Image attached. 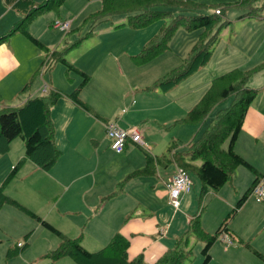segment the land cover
Here are the masks:
<instances>
[{
  "label": "crops",
  "instance_id": "crops-1",
  "mask_svg": "<svg viewBox=\"0 0 264 264\" xmlns=\"http://www.w3.org/2000/svg\"><path fill=\"white\" fill-rule=\"evenodd\" d=\"M32 1L41 3L45 0ZM102 1L68 0L61 8L58 16L54 13H48L39 17L30 25L29 31L35 38L48 47L49 50H54L56 46L62 44L61 42L64 39L57 30L51 28V23L55 20L69 21L71 23L70 33L73 30L72 27L77 22L79 23L88 15L99 10ZM203 1L206 5H213L235 3L239 0ZM248 12V10L238 7L228 11L227 18L232 24L224 30L226 32L230 30L229 42H225L226 45L221 50L222 52H220L217 60H215L216 51L214 50L213 57L210 61L212 64V75L203 81L204 86H206L203 87V90L204 88H208L212 80L217 76L232 69L240 68L249 70L264 63V12L262 13V18H241ZM23 18L24 16L22 14L7 6L4 0H0V36L5 35ZM221 41L220 37L218 43H221ZM46 57L44 51L35 46L22 33H16L10 40L0 44V110L3 108L21 107L32 98L45 95V88H47V93L50 90L70 92L61 89L54 82L53 78L52 86L45 81V72H43L44 68L42 64ZM37 71L39 73L36 75L31 88L26 93L23 92L24 87L31 81ZM40 77L43 79L41 82L39 81ZM191 77L180 83H184L183 85L186 86H184L178 95L175 94L172 96V94H168L171 90L168 92H154L153 98H149L148 102L139 104L137 100H134L129 112L127 109L125 110V107H122L121 117L126 121H134L136 117H138L136 121L144 118L143 120L149 122L151 115L154 121L161 122L162 126L167 127L169 124H173L183 118L180 117L181 112L186 115L202 99V97L194 95L197 88L194 87L193 82L185 84ZM249 86L253 89H258L260 92L249 110L235 149L239 155L247 159L254 167L261 168L256 162L264 164V70L252 77ZM221 105L224 106V104ZM223 106L220 107L222 108ZM95 111L102 119L92 117L91 114L76 106L68 97H63L52 109V117L57 130L56 142L63 153L60 161L50 172H44L32 162L26 160L21 173L8 186L7 194L19 203L24 204L25 207H29L30 210L48 222H51V224L68 237H81L83 246L90 252L101 250L117 232H120L130 239V248L128 251L130 260L143 254L145 264H154L166 252L168 248L166 244L170 239H177L182 232L179 231L175 237L171 236V238H169L170 232L167 237L163 236L161 232L156 236L155 234L158 232V229L155 227V224L149 223L146 221L148 219L142 217L147 213L145 211L135 213L139 219L136 218L131 223L128 222L129 224L124 222L123 216L126 218L137 206L134 205L135 199L131 200L129 207H124L119 196L107 202L100 210L96 211L102 198L114 190L113 187L116 183L131 171L143 168L146 160L136 150L140 147L129 141L125 151L122 154H117L120 157L118 158L120 164L123 160L121 167H112L114 175L99 181L97 178V170L100 166H107L108 162L106 159L100 160L97 152L88 154V145H90L88 137L94 135L97 139L105 138L104 135H95L96 129L99 131L102 128L106 129V125L110 122L118 124L119 118H117L118 114L113 112L111 108L104 113L98 111V109ZM159 111L164 113V116L160 120L157 119V113ZM206 123L207 121L197 126H184V130L176 133L175 138L183 146L188 145L196 138L197 134L203 132ZM128 124L123 128L131 127ZM146 127H140V129H142L145 142L149 144L152 150L154 148V150L159 152L170 146L168 136L154 133L150 129V125ZM181 134L184 136L182 137ZM90 141L94 143L98 142L93 137ZM140 149L143 150L142 148ZM143 151L145 152V150ZM21 160H25V143L22 139H17L12 143L9 153L0 154V187L9 173ZM177 170L178 167L176 165L174 169L167 170L168 177L167 179H163L164 186L167 187V184L176 174ZM245 171H248L245 167L238 168L233 182L226 185L218 193H214L212 203L219 201L212 215L213 222L218 226L216 227L217 229L236 206L232 207L235 201L239 197L241 198L251 187L242 186L247 177ZM255 179L256 176L254 175L253 182ZM259 182L264 183V171L260 172ZM194 188L195 182L191 190L183 194L180 208L175 209L178 212L175 218L177 220L183 218L186 225L190 223L192 220L191 215L197 209V199L193 196ZM24 197L35 198L37 204L27 203ZM164 197L168 200L167 207L173 208L169 205L167 189L166 191L164 190ZM253 199L261 205L258 208L261 211L263 210L262 214L264 216V201L257 202L254 197ZM250 205L252 203L248 204L247 201L244 206L248 207ZM158 210L157 207L155 211ZM237 217L238 214L229 222V227L233 233L235 242L233 244H227L222 240L217 241L211 251L212 260L209 264H215L217 261H221V264H246L245 261L247 259L244 258L248 257L246 253L249 252L251 255H255L245 245L240 243L239 239L244 242H249L253 249L264 255V219L261 225L244 235L235 226ZM30 219L16 208L5 206L0 211V241L2 242L0 248L3 247L7 253L15 244L24 242L25 237L29 233L33 235L36 224L32 223ZM44 231L50 233L46 229ZM32 235L28 241L29 247L22 255L33 247L36 237H32ZM156 237L161 238L157 239ZM40 239L41 242L37 247L36 257L32 258L33 262L45 259L43 256L48 251L56 249L60 243L59 238H56V240L50 238V241H48L49 238L45 234H41ZM72 263L75 264L70 258L52 261V264Z\"/></svg>",
  "mask_w": 264,
  "mask_h": 264
},
{
  "label": "trees",
  "instance_id": "trees-1",
  "mask_svg": "<svg viewBox=\"0 0 264 264\" xmlns=\"http://www.w3.org/2000/svg\"><path fill=\"white\" fill-rule=\"evenodd\" d=\"M67 1L45 0L41 3H35L32 0H4L7 6L22 14L24 18L15 24L5 35L0 36V44L10 40L16 33H22L35 46L47 53V57L42 64L43 68L52 61L61 63L67 67L68 73H78L83 78V81L73 93L66 94L59 90L48 91L43 96L28 100L21 107L3 108L0 110V154L9 153L12 143L17 139H22L25 143V160L17 163L0 187V211L5 206L14 207L59 238V246L54 250L48 251L43 256L45 259L58 261L63 258H70L75 264H145L143 254L130 260L128 252L130 239L122 233L117 232L101 250L90 252L83 246L81 237H68L53 224L6 193L7 185L17 177L26 160L32 162L44 172H50L60 161L63 153L56 142L57 132L52 117V109L64 96L68 97L85 112L93 114L98 119H102V117L93 111L91 106L80 98L91 77L70 64L66 58V53L68 50L78 46L83 40L92 36L99 25L112 22L113 18L121 15L128 16L127 24L133 29L147 28L155 22L167 19L171 21L169 27L166 26L162 29L163 31L159 37L152 40L138 54L132 57L133 62L139 66L153 61L159 55L169 50L170 41L180 28H184L190 32L202 30L198 42L184 60L183 65L169 71L144 89L145 92L151 93L157 91L168 92L211 61L215 47L220 40L221 32L232 24L227 18L230 9L238 7L248 10L249 12L241 18H262L264 6H255L259 0H239L235 3L214 5H206L195 0H103L100 9L90 14L84 20L85 24L92 23L86 36L84 35V37L75 41L63 53L57 51L51 53L48 47L30 33L29 27L36 19L45 14H59ZM208 9L212 10V12L205 14L204 11ZM218 10L220 14H217ZM53 23H51L52 29ZM124 25L126 24L118 27ZM263 70L264 63H261L249 70L236 68L216 77L211 82L209 89L202 99L182 119L172 125L174 127L179 125H201L207 121L218 106L230 99L232 100L227 108L218 111L209 127L203 131L198 139H193L184 151H174L176 145L174 141L171 147H169V151L172 153L171 163L176 165L178 169L187 172L192 179L193 176L199 178L202 185L199 196L200 209L189 224L191 231L204 243L201 252L204 257L202 264H209L211 262V251L217 241L222 240L227 244L235 242L229 222L247 203L254 187L260 181V172L247 159L239 155L235 147L249 110L260 92L258 89H253L249 86L250 80L254 75ZM38 73L39 71L24 87L23 92L29 91ZM227 142H229V146L225 149L224 146ZM144 153L146 156V166L143 169L132 172L126 177L125 181L120 182L117 185V191L104 197L96 211L100 210L105 203L116 198L130 180L156 175L157 160L151 154ZM158 162L160 163V161ZM240 167L250 170L256 176V179L237 202L231 213L220 224L216 232L209 233L203 228L201 223L202 211L205 209V207H202L203 202L209 193H218L226 185L231 184L237 169ZM31 235L32 233H29L25 237L24 242L15 244L7 251L6 257L8 260L21 256L27 250ZM225 236L230 238L231 243L224 240ZM184 239L185 237L178 239L175 247L166 250L154 264H184L192 254L190 251L183 250L182 243ZM239 242L264 261V255L253 249L249 242H244L241 239H239ZM1 245L2 242L0 241Z\"/></svg>",
  "mask_w": 264,
  "mask_h": 264
},
{
  "label": "rangeland",
  "instance_id": "rangeland-1",
  "mask_svg": "<svg viewBox=\"0 0 264 264\" xmlns=\"http://www.w3.org/2000/svg\"><path fill=\"white\" fill-rule=\"evenodd\" d=\"M195 1L205 3L203 0ZM263 4L264 0H259L255 4V6L259 7ZM211 12L212 10L210 9L204 11L205 14H209ZM55 14L58 16L57 13ZM84 20L80 21L79 23L77 22L74 27H72L73 30L69 34L57 30V32L63 36L64 40L61 42V45L56 46V49L50 50L51 53H53L54 51L63 53L70 46H72L75 41L79 40L81 37H84V35L86 36L88 29L92 23L85 24ZM127 23L128 16L126 15L117 16L112 19V22L102 23L96 28L92 36L83 40L78 46L71 50H68V52L66 53V58L70 64L75 66L77 69L88 73V75L91 77L89 84L85 87L80 98L86 104L91 106L95 113V110L97 109L98 111L104 113L108 111L109 108H111L113 112H116L118 114L117 118H119V125L117 123L116 124L119 127L123 128L127 126V123H129L128 125H130L131 127L135 128L146 127L147 125H150V129L154 133L161 134L166 137L168 136V138L170 139L169 147H171L173 141L176 142L174 151H184L187 145L183 146L175 138L176 133H178L180 130H184V126L179 125L174 127L172 126L175 123L174 122L173 124H169L167 127H165L162 126L161 122H159L160 124L157 121L155 122L154 118L151 115L149 118V122L143 120L144 118H140L138 121H136V118L138 117H136L134 121H126L121 117V108L125 107V110L127 109L129 112L131 110V107L133 105L132 102L134 100H137V102L140 104L142 102H148L149 98H153L154 92H145L144 89L152 85L156 80H158L160 77H162L169 71H172L173 69H176L177 67L183 65L184 60L187 58L194 45L198 42L202 30L190 32L185 30L184 28H180L172 37L169 44V50L159 55L153 61L148 62L145 65L139 66L133 62L132 57L138 54L152 40L159 37L163 31L162 29L166 26L169 27L171 21L167 19L164 21L155 22L149 27L142 29H133ZM122 24L126 25L118 27ZM230 35V30L227 32L225 30L221 32L220 37L222 41L221 43H218V46L215 48V60H217V58L219 57V54L220 52H222L221 50H223L226 43L229 42ZM44 54L45 56H47L46 52H44ZM208 64L206 65V67L201 68L200 71L192 75L189 81L185 83L188 84L189 82H193L194 87L197 88V90L194 92V95H198V97H203V95L210 87L208 86V88H204L203 90V87H206L204 86L203 81H205V79L209 78L212 75V64L211 62ZM43 72H45V81L47 83L51 84L52 86L53 78L54 82L58 84L61 89H64V91H70L64 92L66 94L73 93L83 81V78L78 73H68L67 67L65 65L61 63H56L54 61L50 62L49 65H46L43 69ZM42 80V77H40L39 81L41 82ZM183 84L184 83L179 84L178 87L171 89L168 94H172V96L175 94L178 95L180 91L184 88V86H186ZM51 91L52 90H50V92ZM231 102L232 100L230 99L227 102L223 103L224 106L220 105L223 106L222 108L219 106L216 111H213L212 115H210L211 117L209 116L210 118L207 119V123L203 131L207 129V127H209L218 111L227 108ZM181 113L182 114H180V117H184L185 115L183 114V112ZM91 115L92 117H94L93 114ZM163 116V112L159 111L157 113L158 120H160ZM135 121L136 123H134ZM146 128L148 129V127ZM105 130L106 129L103 128L100 131L96 129L94 133L95 135H104L105 138L97 139L94 135L88 137V142L90 143V145H88V154L97 152V154H99L100 160L106 159L108 162L107 166H100V168L97 170V178L99 179V181H102L114 175L112 167H121L123 163L122 160L120 164V161L118 159L120 157L115 151L112 150L109 139L107 138V132ZM201 134H197L196 138L198 139ZM181 135L182 137L184 136L183 134ZM92 137L98 142L94 143L90 141ZM228 146L229 142L225 144L224 148L227 149ZM169 147L164 148L159 152H157V150H154V148L151 151L152 157L157 160L156 175L130 180L125 185L124 190L117 196H120L124 207H129L131 205V200L134 199V205H137L131 211V214H129L126 218L123 216V221L126 223H131L136 218L139 219L135 213H137L138 211L147 212L142 217L148 219L146 221H148L149 223L155 224V227L158 229V232H156L155 234L156 236L161 232L163 236L167 237L168 233L170 232L169 238H171V236L175 237L179 231L182 232V234H180L177 239H170V241L166 244L168 247L167 250L169 248L175 247L178 239L185 237L184 242L182 243V248L183 250L192 252V254L189 256V259H187L184 264H202L204 262V257L201 252L204 247V243L197 238L196 234L193 231H191V227L189 226L190 223H187V226L183 218L180 220H177L175 218L178 212L175 211L174 208L167 207L168 200L166 197H164V190L166 191L167 189L168 194L169 190L168 187L163 185V179H167L168 169L175 168V165L171 163L172 153L169 151ZM136 150L140 153L141 157L143 156L142 158L146 160L144 151L140 148ZM158 161H160V163ZM256 163L257 165H260L261 168H258L256 166L255 167L260 172H263L264 164H261V162ZM22 168L20 169L19 173H21ZM140 169L133 170L126 176H124L120 181L116 183V185L113 187L114 190L110 194L117 191V185L120 182L125 181L126 177L129 174ZM245 172L247 177L244 180L242 186L250 187L254 180V174L249 170ZM193 179L195 182L193 196L197 199V209L191 215V219L195 217V215L200 209L198 201L202 188L199 178L193 176ZM13 181H11L7 185V188ZM213 196L214 193H210L209 195H207L202 206L205 207V209L202 211L201 223L203 228L209 233H214L217 229L216 227H218L216 226L217 224L213 222L212 215L214 213V210L216 209L215 206L219 201H214L212 203ZM239 198L235 201L232 207L236 205ZM24 200L29 204H37L36 199L32 197H24ZM249 203H252V205L248 207L244 206V208L240 210L235 223V226L240 229L244 235H246L251 230L253 231L254 229H256V227L263 223L264 219V216L262 214L263 210L261 211L258 208V206L261 205L256 203L252 196L248 200V204ZM104 205H106V203ZM157 207L159 210L155 211ZM30 220L32 223L36 224L35 231H33L32 235V237H36V239L34 240L33 247H31V249L27 251V253H25L24 255L19 256L13 260H8L6 257L7 253L5 252L3 247L0 248V264H52V260L50 259H40L37 262H33L32 258L36 257L37 247L41 242V234L47 235L49 238L48 241H50V238L56 240V238L58 237H56L54 234L51 235L52 233H46L44 229L41 228V225L39 223H37L33 219ZM156 238L160 239L161 237ZM246 254H248V257H244L245 259H247L245 261L246 264H264V261L262 259L251 255L249 252ZM29 258L31 259L29 260ZM215 264H221V261H217Z\"/></svg>",
  "mask_w": 264,
  "mask_h": 264
},
{
  "label": "built area",
  "instance_id": "built-area-1",
  "mask_svg": "<svg viewBox=\"0 0 264 264\" xmlns=\"http://www.w3.org/2000/svg\"><path fill=\"white\" fill-rule=\"evenodd\" d=\"M220 14V11H217ZM53 29L68 33L71 29V23L68 21L56 20L53 23ZM44 92H47L45 88ZM107 138L110 141V146L117 154H122L129 141L133 142L145 152L151 154V147L147 144L143 137V132L140 128L128 127L123 129L116 123H108L106 125ZM194 186L192 177L182 169H178L176 174L170 179L167 184L169 190V205L174 209H179L183 194L189 192ZM252 196L257 202L264 201V183H258L253 191ZM224 240L231 243L228 236L224 237Z\"/></svg>",
  "mask_w": 264,
  "mask_h": 264
}]
</instances>
